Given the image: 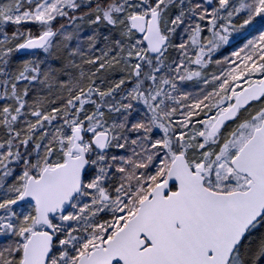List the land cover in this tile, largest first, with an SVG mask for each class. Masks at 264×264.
Returning a JSON list of instances; mask_svg holds the SVG:
<instances>
[{
	"label": "snow or ice",
	"instance_id": "obj_1",
	"mask_svg": "<svg viewBox=\"0 0 264 264\" xmlns=\"http://www.w3.org/2000/svg\"><path fill=\"white\" fill-rule=\"evenodd\" d=\"M0 264H264V0H0Z\"/></svg>",
	"mask_w": 264,
	"mask_h": 264
}]
</instances>
